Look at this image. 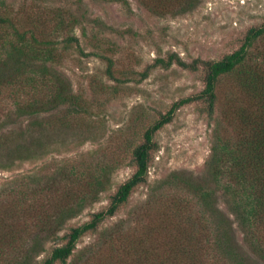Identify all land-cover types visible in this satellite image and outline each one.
Listing matches in <instances>:
<instances>
[{
    "label": "rangeland",
    "instance_id": "374dc122",
    "mask_svg": "<svg viewBox=\"0 0 264 264\" xmlns=\"http://www.w3.org/2000/svg\"><path fill=\"white\" fill-rule=\"evenodd\" d=\"M2 3L10 11H24L38 20L41 31L58 44L69 35L80 38L84 52L75 46L64 51L58 70L67 78L73 95L81 99L85 110L76 113L65 106L45 115L46 128L51 127L43 134L45 150L36 158L18 161L12 168L0 170L1 208L12 206L11 196L22 183L39 190L46 182H55L46 196L50 203L44 198L43 215L53 214L59 207L76 201L84 191L82 177L89 181L105 177L107 189L98 195L96 202L87 204L80 215L67 222L63 233L83 225L93 214L109 207L112 195L135 172L132 152L146 129L175 102L197 95L205 87L202 70L193 72L176 64L168 69H153L143 81L140 74L157 59H168L171 54H177L187 63L195 59L219 60L240 47L250 28L264 23V0H199L191 12L182 15L153 14L141 0H0V15ZM61 16L77 22L73 29L68 27L52 33ZM100 33L105 36L99 37ZM257 47L264 51V40ZM107 50H112L108 55L116 61L115 70L134 72L122 86L106 73L108 64L101 56ZM230 84L231 80H224L219 88L220 102L213 119L208 117L202 103L194 102L180 109L174 121L157 133L159 151L154 154L147 184L138 187L129 203L105 221L97 233L87 234L79 241L77 256H85L91 248L92 255L102 264H132L135 249L130 257L122 260L117 253L121 242L127 241L126 245L139 248L146 245L152 261L162 255L166 246L177 244L176 236L163 231L164 223L158 218L168 207L178 210L177 214L165 216L170 225L201 217L202 208L190 193V186L209 185L205 180L210 181L207 162L214 130L217 122L226 123L224 114L233 110L229 98L238 94ZM117 85L119 92L113 94L110 89ZM2 98L3 116L5 111L14 112V99L7 94ZM3 116L1 121L5 119ZM6 119L14 121L7 132L28 130L29 121ZM175 181L179 186H175ZM219 204L225 211L221 199ZM32 215L26 217L28 224L25 218L15 223L26 224L27 239L37 231L36 218ZM114 228H118L117 233L111 239L107 230ZM191 232L197 236V242L205 239L199 226ZM237 238L242 241L238 229ZM54 245L52 241L46 244L45 252L37 260L39 264L49 256ZM5 263L0 259V264Z\"/></svg>",
    "mask_w": 264,
    "mask_h": 264
},
{
    "label": "trees",
    "instance_id": "16d2710c",
    "mask_svg": "<svg viewBox=\"0 0 264 264\" xmlns=\"http://www.w3.org/2000/svg\"><path fill=\"white\" fill-rule=\"evenodd\" d=\"M141 1L151 13L162 15H182L191 12L199 3V0ZM2 7L0 119L5 110L1 105L2 96L7 94L15 101L14 112L5 111L4 121L0 120V170H6L18 161L36 158L41 150H45L43 134L51 128H46L45 115L65 106L71 112L85 110L81 99L73 95L67 78L58 70L64 60V51L75 46L79 52H84L80 38L69 35L59 43L64 44L59 47L58 43L48 39L45 31H41L38 20L36 22L31 15L24 11H10L5 3H2ZM76 22V19L61 16L52 33L56 34L68 27L73 29ZM104 36V33L99 34V37ZM263 40L264 23L250 28L240 47L219 60L195 59L187 63L177 54L169 55L168 59H157L140 74V81L146 80L153 69H168L176 64L193 72L202 70L205 84L203 91L175 102L146 129L132 152L134 174L112 195L109 207L93 214L83 225L63 233L67 222L80 215L87 204L96 202L98 195L107 189L105 177H94L91 181L82 177L81 182L85 186L78 199L59 207L50 215H43L42 207L46 204L44 198L48 197L55 182H46V186L39 190L20 184L11 196L12 206L0 207V259L5 264H39L38 258L45 252L46 244L52 241L55 245L41 264H102L92 255L90 251L94 249L91 248L85 250V256H77L79 241L87 234L97 233L105 221L115 217L129 203L138 187L147 184L154 154L159 151L155 139L157 133L174 121L180 109L194 102L202 103L208 117L213 119L220 102L219 88L224 80H231L230 88L238 94L229 98L233 110L224 114L226 123L217 122L214 130L211 155L207 162L210 181L205 180L209 185L190 186V193L202 208L201 217L196 220L190 217L184 222L170 225L165 216L177 214L178 210L168 207L158 220L164 223L163 231H170L172 237L176 236V245L166 246L162 255H157L153 261L146 245L139 248L126 245L127 241L121 242L117 246V253L124 260L135 249V261L132 264H264V51H259L257 47ZM111 52L104 51L106 55L101 56L108 64L106 73L122 86L134 72L115 70L116 61L108 55ZM118 85L110 89L113 94L119 92ZM6 118L29 121L28 130L7 132L14 121ZM212 184L213 188L210 187ZM47 197V203H50ZM219 197L225 205V211L219 204ZM185 212L188 213L186 208ZM28 215L36 218L37 227L29 239L25 236L29 232L26 227ZM45 216H48L46 221L43 219ZM24 218L25 225L15 224ZM197 226L205 238L200 243L191 232ZM117 229L107 230L111 239L115 237ZM237 229L242 234L241 242L237 238Z\"/></svg>",
    "mask_w": 264,
    "mask_h": 264
}]
</instances>
